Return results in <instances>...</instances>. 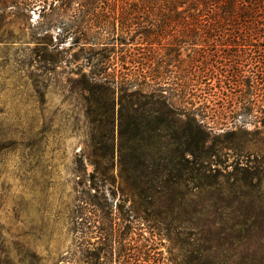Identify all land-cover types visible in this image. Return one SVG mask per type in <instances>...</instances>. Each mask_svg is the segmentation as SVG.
Instances as JSON below:
<instances>
[{
    "label": "rangeland",
    "instance_id": "rangeland-1",
    "mask_svg": "<svg viewBox=\"0 0 264 264\" xmlns=\"http://www.w3.org/2000/svg\"><path fill=\"white\" fill-rule=\"evenodd\" d=\"M3 2L0 249L8 251L16 263L29 253L36 257V264H90L92 260L86 257L98 247L107 226L99 228L93 215L84 221L77 218L81 200L96 192V187L82 182L93 172L96 159L118 178L117 153L112 154L109 147L119 142L121 122H130L142 107L148 121L168 119L158 127L161 146L145 133L148 156L171 161L178 154L166 143H187L186 157L191 163L172 171L171 185L182 187L185 196L141 198L140 191L150 187H127L118 178L116 184L106 183L97 193L102 203L106 199L113 205L111 216L118 213L117 206L122 211L139 209L150 222L138 232L149 238L155 257L164 258L162 264L182 263L181 241L195 228L191 225H198L200 237L210 241L193 237L192 246L184 249L211 247V253L230 258L226 264L264 254V39L247 45L239 37L249 31L245 33L240 26H179L172 21L176 15L166 9H122L120 0H105L97 8L89 5L74 20L60 9L44 21L42 5L19 10ZM51 18L54 22L49 23ZM183 18L189 23L193 16ZM65 26L88 29L97 33L91 39L100 37L102 42L91 53L93 42L84 44L80 36L66 35ZM113 27L129 35L150 29L160 32L161 38L154 44L128 46L114 41L103 48L98 43H109L105 33ZM197 28H201L198 36L224 39L198 42L193 37ZM228 36L237 39L235 44ZM35 38L45 43H35ZM105 65L110 66L107 76L115 81L114 92L111 97L98 94L102 95L99 106L90 102L83 85L84 79ZM121 86H131L127 95L119 91ZM136 90L140 94L130 97ZM89 109L96 111L99 120L94 125ZM187 117L194 121L187 122ZM197 125L205 131V141ZM132 129L126 138L134 142ZM80 157L86 170L83 179L76 174ZM204 174L211 176L202 178ZM200 205L207 207L205 215L194 214ZM213 222L223 224V231L219 225L210 227Z\"/></svg>",
    "mask_w": 264,
    "mask_h": 264
},
{
    "label": "trees",
    "instance_id": "trees-1",
    "mask_svg": "<svg viewBox=\"0 0 264 264\" xmlns=\"http://www.w3.org/2000/svg\"><path fill=\"white\" fill-rule=\"evenodd\" d=\"M3 4L7 6H14L19 10H23L24 7L42 5V16L43 21L47 17L55 12H59L60 9L69 13V19L74 20L78 14H85V10L89 8V5H94L93 7L97 8L100 4H105V0H3ZM90 1L91 4H90ZM122 2V9L124 6L130 7L132 10L140 6L141 8H147L149 10H159L166 9L171 14L176 15L177 20H172L177 22L179 26L191 24L192 25H202L204 23H209L211 25H217V29H224L225 26L235 28L240 26L245 33L249 31L246 35L239 37V39L245 42L247 45L253 40L264 39V0H120ZM96 2V3H95ZM142 3V4H138ZM95 3V4H94ZM99 3V4H98ZM77 6V9H74V6ZM84 10V11H83ZM47 11V12H46ZM84 12V13H83ZM47 14V15H46ZM60 14V13H56ZM193 16L192 20L189 23L186 22V19L183 18L184 15ZM79 17V16H78ZM164 21H168L167 17L163 15ZM68 20V19H67ZM188 21V20H187ZM54 22V19H49V23ZM163 22V20H162ZM42 27V26H41ZM49 28V25H48ZM201 28L194 30L193 37L198 42H205L207 40H213L215 42L218 39H224L221 36L215 38L214 36H198L196 33L200 31ZM186 30V29H185ZM215 32L214 29H211ZM204 31V30H202ZM66 35L80 36V39L84 41V44H92L90 52L93 53L98 41L102 40L100 37L96 39H91L90 35L97 34L93 33L88 29H76L69 28L65 26L64 31ZM105 30L99 32L98 34L102 36ZM186 32V31H183ZM164 33V32H163ZM166 33V32H165ZM108 36L105 41L109 43H98L101 44L103 48H107L114 41H121L120 45L128 46L140 43L154 44L157 40L161 38L160 32L154 30H144L141 33L135 32L129 35L126 31H117L114 27L109 29ZM130 36V37H129ZM35 37V35H34ZM33 37V38H34ZM182 37V36H181ZM123 38V39H122ZM226 39L232 40V43L235 44L237 39L235 37L228 36ZM35 43L44 44L43 38L34 39ZM104 41V40H103ZM233 44H230L232 46ZM106 50V49H104ZM103 51V50H102ZM113 53V51H110ZM103 53V52H102ZM105 55V54H104ZM106 58V55H105ZM108 59V57H107ZM104 61H102L103 63ZM136 63L137 60H135ZM104 69H101L97 72H93L88 80L84 79V91L88 93L91 97V103H97L100 106L101 96H97L101 92L107 94L111 97L114 92V89L111 87L112 84H115V81L107 76V70L110 66L105 65ZM131 86H121L119 91L124 95H127V90ZM101 93V94H102ZM138 90L132 92L129 96L134 97L139 95ZM97 96V97H96ZM113 104V103H112ZM111 106V104H110ZM113 106V105H112ZM102 108V106H101ZM138 107L136 110V115L133 117L130 122L125 125H120L119 130V142L118 144H112L109 148L113 153H117V164L119 168L118 178L122 180L127 187H150L147 190H141L139 195L142 198H146L152 195L157 196H170L175 198L176 194L179 195L180 199H183L185 194L182 192L181 188L172 187L173 174L172 171L175 169H181L191 163L187 157V143H166L167 147H175V153L178 154L177 157L171 161L161 158L150 157L145 153V133H148V139L153 140L156 146H161L158 141L159 136L157 132L160 130L158 128L163 122H168V119H153L147 120L145 113ZM113 111V108H112ZM120 118L122 120L123 115L120 112ZM88 116H94L92 118V124L94 125L99 120L96 117V111L89 109ZM181 116V115H180ZM131 118V117H130ZM187 122H193L194 120L187 117ZM130 128H133L135 141L131 142L129 138H126ZM197 133H200L202 140L205 141L206 134L201 126H196ZM95 144L99 147L100 141H95ZM147 140V139H146ZM95 145V146H96ZM76 174L83 179L86 177V170L83 160L80 158L77 159ZM196 165L199 164V160L194 161ZM93 172L90 174L88 179L85 182H82L84 185L88 183L90 187L96 190L95 194H88L86 198L81 200L79 204V209L77 213V218L83 219L87 218L88 214L93 215L94 222L99 225V228L102 226H107L100 235L98 241V247L91 252L90 258L92 261L90 264H162L163 259H158L153 254L152 244L149 238H146L143 234H140L138 231L141 230V225H147V220L145 217L139 214V209L137 211L133 208H129L125 211H122L121 208L117 206L116 210L118 213L113 217V205L108 203L104 199L103 203L98 198L99 187H104L106 183L116 184L117 176L109 173V171L102 167L100 160L96 159L93 161ZM182 170V169H181ZM211 175L204 174L202 178L208 179ZM204 188V187H201ZM192 196V194L190 195ZM88 206L91 207V210L88 209ZM170 210V209H169ZM207 212V207L200 205L197 208H194V214L205 215ZM86 223H91V218L86 219ZM84 224V222H83ZM222 226L221 231H223V224L218 222L210 223V227ZM189 226V225H188ZM190 227L189 236L187 239L181 241V264H226L230 258L223 256L221 254L211 253V247L204 251L199 250H188L184 249V246H192L193 237H198L197 241H204L208 243L210 239H204L200 237L198 233V225ZM207 226V225H204ZM236 226H247L245 223H236ZM98 228V229H99ZM179 231L181 234L185 233L184 225L179 226ZM194 231V233L192 232ZM195 241V240H194ZM36 257L33 254L27 253L25 257L16 263L15 259L10 255L8 251L0 249V264H36ZM233 263V262H232ZM57 264V263H56ZM63 264V263H62ZM237 264H264V254L243 257Z\"/></svg>",
    "mask_w": 264,
    "mask_h": 264
}]
</instances>
